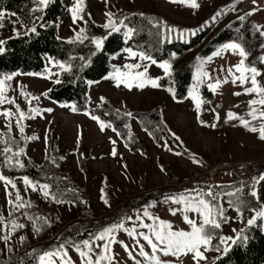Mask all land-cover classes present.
<instances>
[{
    "label": "rangeland",
    "instance_id": "374dc122",
    "mask_svg": "<svg viewBox=\"0 0 264 264\" xmlns=\"http://www.w3.org/2000/svg\"><path fill=\"white\" fill-rule=\"evenodd\" d=\"M226 1L200 0L197 1L200 7L194 9L188 3H173L171 0H84L82 8L88 10L95 21L103 25L108 23L106 13H112V19L119 23L121 16L127 11H145L158 15L161 18L160 21L174 29L191 30L192 27L201 24L216 5ZM75 2L76 0H65L67 5L65 18L58 24V34L61 37H75L83 27L82 20L78 19L75 24L72 20L71 9ZM233 4L236 6L235 10H227L226 14L216 21L214 29H218L236 16L252 12V15L246 16L252 30L259 28L264 31V0H239V2L232 0L230 5ZM5 12L7 13L6 18L15 23L14 31L24 28L16 15H11L12 13L8 11ZM12 33L0 29V39ZM231 42L238 43L234 40L224 42L208 56L201 58L206 59L212 56V53L220 49L222 45ZM251 42L255 45L253 54H261V57H264V47H262L264 36L254 35ZM125 49L112 56V62L115 65L123 66V68L119 69V72L112 71L91 83L89 104L96 105L103 97L126 113L155 110L161 114L167 130L175 134L174 137H179L178 141L183 148L176 144V139L174 140L165 129H161L156 136L149 134L151 133L149 129L143 126L134 115L129 117L125 123L129 125L126 129L128 140L132 143L130 147L112 131V128L107 127L109 122L103 120L106 126L101 131L99 121L93 120L92 116L81 111H73L71 104L57 103L43 96L42 93L51 83L46 75L30 76L27 73L32 72H13L19 75L14 76L11 81L5 82V94L9 98H14L15 104L5 102L0 106V134L8 133L2 138L7 140L10 136L17 140V145L24 148L26 156L37 164H41L45 160L53 162L54 159L55 165L72 175L74 180L84 188L85 199L89 202L90 210L87 213L83 212L71 201L60 197L57 198L63 202L57 203L52 198V192L46 198L39 190L32 191L31 187L26 190L21 179L23 176L9 177L15 181L26 202L24 208L14 210L8 204L4 184L0 181V215L5 218L4 222L0 223V237L4 235L10 237L7 242L0 239V257L3 259L23 248L41 249L50 244L61 243L60 246L63 245V249L49 250L59 251L60 255L46 258L45 264H49V260L52 264H82L81 257L74 245L92 237L63 242L64 236H71L84 227L83 223L98 220L110 212L127 211L124 218L130 216L132 221H126L125 226L131 228L139 224V221L136 220L137 213L142 214L143 209L147 208L154 217L169 222L173 226V230L191 231L179 211L176 215H172L170 212L171 208L179 209L183 205L174 204L166 198L177 197L181 193H185V191H181L182 189L198 187L204 182L213 184L217 191L234 192L236 188L223 191L216 186L231 181L230 173H235L238 176L242 163L250 164L254 181L249 183L247 179H240L239 187L244 188V195L241 198L245 205L241 208L240 213L236 211L235 207L228 204L229 197H223L221 203L228 220L222 223L218 235L231 236L235 239L238 229L246 226L247 220L252 218L264 205V180L255 183L261 175H264V140L260 139L259 131L249 130V127L259 129L260 124L264 123V118L253 119L248 114L251 108H256L258 115L259 111H264V105L249 106V101L259 100L261 96L257 93H245V88L252 87V84L250 79L243 84L239 80L242 71H237L235 66L244 58L238 54V50L234 52L232 49H228L220 56H212V60L204 65V70L210 74L211 79L203 77L201 85L208 86L215 83V78L223 80L225 76L228 77V82L221 83L215 89H211L213 97L204 100L198 110L196 100L189 95V92L184 99H174L173 94L168 91L169 88L173 89L172 81H159L161 76H165L164 70L158 66L163 61H157V64H151L150 61L141 62L139 57L130 58V54ZM133 51L138 52V50ZM196 52L197 49L191 50L183 58L186 59ZM44 60L48 69H59L58 66L53 67L49 63L48 56H44ZM137 62L150 65L144 77L136 76V73L143 71V68L128 69L124 67L125 64ZM229 68L232 69L231 75L227 73ZM247 68L249 67L246 65L242 66V69ZM195 73L196 65L193 77ZM4 75L7 74L0 75V78H3ZM243 75L250 77L251 73L243 71ZM259 76L263 79L264 86V70L260 71ZM106 77L110 78L106 79ZM148 78L157 80L158 86L153 87L148 83ZM118 79L124 81L119 86H117ZM233 79H236V83H232ZM141 82L144 84L143 87L139 86ZM194 82L192 78L190 89ZM126 84L132 86L127 87ZM257 86H259L258 81ZM22 90L24 93L39 97V100H31V104H29L30 97L26 99L21 95ZM235 93L241 94L235 95ZM195 94L198 99L202 100L200 87ZM16 104L19 105L21 111L26 113L30 107H39L41 110L52 109L51 112L42 111L35 118H26L21 121L24 126V136L36 137V139L25 141L21 137L16 125V118L19 115L16 111ZM2 111H9L15 115L5 117ZM229 112L243 117L249 122V127L242 124L239 119H228ZM28 115L32 114L28 113ZM217 117L219 118L217 119ZM201 121L205 123L202 124ZM9 123H11L10 132ZM213 124L215 127L211 126ZM129 133L131 138H129ZM113 140L116 141L115 145L112 144ZM135 140H139V143L136 141L138 145L134 144ZM165 142H167L166 146ZM113 147L116 149V156L111 154ZM169 148L171 150H168ZM13 150L18 149L15 147ZM177 152L182 154L176 155ZM193 155L198 162H193ZM60 157H64V159L61 160ZM254 183L258 193L257 198L261 201L250 195ZM162 189L170 192L174 190L175 193L159 198L153 197L157 191ZM197 189H205V187ZM8 191L13 193L14 198L16 190L9 186ZM105 200L108 201L107 204L104 202ZM28 204L31 206L28 207ZM128 205L130 207H126ZM189 216L194 217L196 214L189 213ZM28 217H32V220H29ZM13 220L23 223L25 227L13 229L11 224ZM121 220H116L113 223ZM144 222L151 224L152 220L144 217ZM36 228H39L40 231L37 232ZM261 228L264 230V219ZM138 231L147 232V229L138 228ZM61 235H63L62 240ZM115 235L117 240L123 241L129 246L130 251L135 250L133 255L141 260L142 264H148L143 257L138 255L139 247L131 236L122 230ZM21 237L24 239L21 240ZM138 239L141 244L145 245V251L151 254V248L146 245V242L142 238L138 237ZM217 242L216 238L212 241L213 244ZM231 244L229 241L228 245ZM200 250L206 259L199 260V264H208L216 255L223 252L205 251L203 248ZM64 252L67 253L66 256ZM96 252L114 257L112 260L101 261V264H134V261L129 259L124 247L119 243L110 244L107 252L102 248L96 249ZM193 257V253L181 255L179 258L161 255V259L167 261V264H197ZM92 258L95 260L96 256L93 255ZM38 264H40L39 260Z\"/></svg>",
    "mask_w": 264,
    "mask_h": 264
},
{
    "label": "trees",
    "instance_id": "16d2710c",
    "mask_svg": "<svg viewBox=\"0 0 264 264\" xmlns=\"http://www.w3.org/2000/svg\"><path fill=\"white\" fill-rule=\"evenodd\" d=\"M231 1L227 0L216 5L206 19L201 24L192 27L191 30L200 28L221 9L224 10V13L217 20L224 16ZM0 10L15 13L24 26L22 30L14 31L15 23L5 17L4 27L0 29L13 33L2 38L6 43L4 45L5 52L0 54V75L13 72H32L41 73L48 77L50 73L46 71L44 56L54 58V60L62 63H71L73 65L72 72H62L60 69L51 70L53 73H60L61 83H55L57 77L52 76L49 79L51 83L45 89L48 92L47 97L57 103L71 104L72 109L75 106V111H81L90 116L95 115L100 120L109 122L113 128L121 133L120 137L130 147L132 143L128 140V132L125 127V123L129 119L125 115L126 112L116 108L106 98L96 105L89 104L91 84L88 82L97 81L112 71L122 69L123 66L115 65L112 62V56L120 50L131 47L133 50L146 51L156 61L169 60L172 65L171 75L161 76L159 81L171 80L177 99H184L188 95L197 61L196 57L208 56L224 42L234 40L240 43L247 53L246 58H244V65L247 67L255 66L259 72L264 70V62L260 60L261 54H253L255 45L251 42L254 35L262 36L259 31L252 30L248 19L245 18L241 21L238 16L230 19L218 29H214L216 22H209L202 31L197 32L195 35L186 32L181 38L178 33H173L171 34V42H168L163 27L154 26L161 22V18L156 14L145 11H127L120 18V21L123 20L127 27H122L120 32H112L111 35H108L110 29H106L103 24L95 21L88 10L85 9L79 15L83 16L82 28L85 29L83 35H86L88 39L81 43L79 41L71 42L75 40L76 36L66 38L58 34V24L64 20L67 10L65 0H51L47 7L39 6L36 0H0ZM37 17H40V19H37ZM33 26H36L37 31L35 33L28 32L27 30ZM128 28L134 30L131 38H127L124 34ZM16 32H19L20 35L17 36ZM26 32L27 34H25ZM157 33H160V35ZM105 36H107V39L104 40L102 49L97 50L91 40ZM194 49H197L196 54H191L186 59L183 58L185 54ZM93 53L95 54L93 55ZM173 54H175L174 59ZM80 57H84L85 60H81ZM87 60H90V63L82 67ZM256 78L258 85L263 86V79L260 76ZM200 96L203 103L204 100L213 97V92L203 84L200 86ZM132 114L154 136L159 134L161 129L168 131L161 114L155 110L134 111ZM168 133L175 140L172 133L170 131ZM11 139L15 141L14 144H11L15 148L18 144L17 140ZM136 141L139 143V140L134 141V144L138 145ZM176 144L183 148L178 140H176ZM3 147L4 145L0 144V149ZM0 160H2V157H0ZM21 160L25 164L23 169H11L4 166L2 168L3 174L8 177L27 176L32 181L48 183L50 192L57 197L71 201L83 212H89V202L85 199L84 188L74 180L72 175L61 170L50 160L37 164L26 155L22 156ZM230 174L231 181L219 184V186H222L220 188L223 191L238 188L240 179H246L240 173H238L240 178L235 173ZM208 186L215 188L209 182H204L198 187H205L206 189ZM198 187L182 189L181 191L186 192L189 189H197ZM173 191L162 189L157 191L153 197L159 198L163 195L175 193ZM126 212H110L98 220L87 221L83 223L84 227L80 231L73 233L71 236H64V240H62L63 235H61V240L64 242L65 240L93 237L103 227L116 220L123 219ZM240 230L243 231L240 232ZM238 232H240V235L246 236L247 241L231 244L228 253H219L208 264L264 263V230L261 228V220L258 219L255 225L249 226L247 224L239 228ZM60 244H50L41 249L36 247L33 249L23 248L4 259L0 257V264H38L41 254L45 251L59 249Z\"/></svg>",
    "mask_w": 264,
    "mask_h": 264
},
{
    "label": "snow or ice",
    "instance_id": "6c2138e0",
    "mask_svg": "<svg viewBox=\"0 0 264 264\" xmlns=\"http://www.w3.org/2000/svg\"><path fill=\"white\" fill-rule=\"evenodd\" d=\"M51 2V0H36V3L41 7H47V5ZM171 2H181V3H188L190 7L192 8H199L200 5L198 4L197 0H171ZM239 2V0H237ZM84 3V0H76L74 7L71 9L72 13V20L75 24L76 21L83 20V16L79 15L83 11L82 5ZM236 8L235 4L229 6V11H234ZM39 10V9H37ZM224 13V10L221 9L220 11H217L211 18L210 21H206L204 25H201L200 28L194 29V30H177L172 28L171 26L166 25L164 22H158L154 26L156 27H163L165 38L168 39V42H171V34L178 33L179 37H183L186 32L191 33L192 35H195L197 32L202 31L204 27L208 25L209 22L215 23L217 18L221 16ZM252 12H248L245 15L238 16V19L243 21L247 15H252ZM7 13L3 10H0V28L4 27V20ZM11 15H15V13H12ZM112 13H106V16L108 18V23L104 25L106 29H110L108 32V35H111L112 32H120L122 27H127L124 24V21L121 20L119 23L114 21L112 19ZM37 19H40V17H37ZM127 19V18H125ZM43 26V25H41ZM28 32L35 33L37 31L36 26L31 27L27 30ZM133 29L128 28L127 31L124 33L127 38H131L133 35ZM257 31L260 32L261 36H264V31H261L259 28H257ZM85 32L84 28H80L79 32L77 33L75 40L71 42L79 41L83 43L85 39H88L86 35H83ZM27 34V32L25 33ZM160 35V33H157ZM16 35H20L19 32H16ZM107 39V36L103 38H93L91 40V43H93L97 50L102 49L104 40ZM6 41L0 39V54L5 52V45ZM264 47V45H262ZM232 49L234 52L238 50V54L246 58L247 53L245 49L242 47L240 43L231 42V43H225L221 46L220 49L212 53V56H220L224 51ZM126 52L130 54V58H136L139 57V61H150L151 64H157V61L146 51L140 50V51H133L131 47L125 49ZM95 53H93L94 55ZM212 56L208 58H201L199 56L196 57L197 64H196V73L193 77L194 83L189 90V95L192 96L193 99L196 100V107L199 110L202 101L197 98L196 91L200 87V85L203 83V77H208L211 79L210 74L204 70V65L212 60ZM175 58V54H173V59ZM81 60H85L84 57H80ZM260 60L264 62V57H261ZM49 63L53 65V67L58 66L59 69L62 72H72L73 65L68 62H60L54 60V58H49ZM87 63H90V60L85 61V63L82 65L87 66ZM244 65V59H241L239 64L236 65L237 71H242V75L239 77V80L243 84L245 81L250 79V82L252 84V87L245 88V93L252 94L257 93L261 96L259 100L253 99L249 101V106L252 105H264V86H257V79L256 77L260 75V72L257 70L255 66H251L247 69H242V66ZM149 64H143L140 62L133 63V64H125L124 67L128 69H141L143 68V71L137 72V77H144L148 71ZM160 68L164 70L165 75H171V63L169 60H164L162 63H159L158 65ZM46 71L50 73V75L47 77L51 79L52 76H56L55 83L59 84L61 83V80L59 79L60 73H53L50 69L46 67ZM119 72V69L116 70ZM243 71H247L251 73V76H245L243 75ZM228 75L232 74V69H227ZM19 75L18 73H10L7 75H4L3 78H0V106L4 105L5 102L9 104H15L14 98H9L5 94V82L11 81L14 76ZM27 75H42L41 73H27ZM123 75V74H122ZM110 78V77H106ZM121 82H124L120 79L117 80V86ZM228 77L225 76L223 80L220 78H215V83L209 84L208 87L210 89H215L218 87L221 83H227ZM89 84L93 83L92 81L88 82ZM148 83H150L153 87H157V80L148 78ZM232 83H236V79L232 80ZM127 87H131V84H126ZM140 87H143L144 84L141 82L139 84ZM169 92L173 94V98L175 99V92L172 88L168 89ZM241 93H235V95H240ZM21 95L25 96L26 99H28V103L31 104V100H39V97L32 96L30 93H24L23 90L21 91ZM43 96L47 97L48 92L45 91L42 93ZM104 98L101 97V100ZM64 106V105H62ZM75 106H73V111H75ZM16 111L19 113V115L16 118V125L19 128V132L21 134V137L27 141L30 139H36V137H26L24 136V126L21 123L24 119H31L35 118L36 115H40L41 112H51V108H45L41 110L39 107H30L28 109V113H31L32 115H28L25 111H21L18 104H16ZM258 110L256 108H251V111L248 113L253 119L258 118H264V111H259V114L257 115ZM2 114L5 117H8L10 115H15V113H11L9 111H2ZM126 116L132 117L131 112L125 113ZM228 119H239L242 124H244L246 127H249V122L244 120L243 117H238L234 113L229 112L227 114ZM93 120H98L100 123V129L103 131L105 129V123L104 121L100 120L99 117L92 115L91 117ZM219 117H217L218 119ZM201 123H205L204 121H201ZM212 127H215V124L211 125ZM108 128H112V131L116 133L117 136H120L121 133L117 131L115 128L112 127L111 124L107 125ZM125 127H129V125L125 124ZM9 132L11 131V123L8 124ZM249 130L252 132L259 131V137L261 140H264V123H261L259 126V129L256 127H249ZM151 134V133H149ZM8 135V133L0 134V144H4L5 146L0 149V157H2V160H0V181L3 182L5 187V192L8 197V204L13 207L14 210L21 209L26 206V202L24 201L23 197L20 194V190L17 188V184L15 181L8 176L3 174L2 168L4 166H7L8 168L15 169L20 168L23 169L25 167V164L21 160V157L26 155L25 150L23 147H19L17 145L18 150H13V147H11V144H14L15 141L11 139L9 136L7 140L3 139L2 136ZM173 136L175 134H172ZM129 138H131V134L129 133ZM176 140H179V137H175ZM112 144L115 145L116 141L113 140ZM167 145V142H165V146ZM127 146V145H126ZM168 150H171L170 148ZM113 156L117 155L115 147L112 149ZM182 153L177 152L176 155H181ZM60 159H64V157H60ZM193 162H198L195 159V156L192 157ZM53 163H55V160L53 159ZM163 170V169H162ZM23 184L25 185V189L27 190L28 187H31L32 191H41L43 195L47 198L50 195V185L48 183H39L34 182L29 179L27 176H23L22 178ZM260 180H264V175H261L255 183H259ZM255 183L252 186V191L250 192V195L254 198L258 197V193L256 191ZM9 186L11 189H15V194L13 198V193L8 191ZM217 188H220L222 186H216ZM52 198L56 200L57 203H61L60 199L57 198V196L52 193ZM244 195V188L238 187L234 192H221L217 191L216 188H213L212 186H208L207 190L205 189H192L188 190L185 193H181L177 197H168L166 199H170L174 204L177 205H183L182 208H171L170 212L172 215H176L177 211H179L182 216L185 223H187L191 231H184V230H173V226L164 220H161L159 217H154L147 208L143 209L142 214L137 213L136 220L139 221V224L135 227H126V221H132V217L128 216L122 219L121 221L117 223H113L110 226L104 227L98 234L94 235L91 239L83 240L80 244L74 245L76 251L79 253L81 257L82 264H101V261L103 260H112L114 257H109L106 255H101L100 253L96 252V249L102 248L105 252L108 251L109 245L114 243L121 244L125 251L128 254L129 259L134 261V264H142V261L137 259L135 255H133V251L135 250H129V246L125 244L123 241L116 239V233L119 231H124L129 236H131L137 243L139 247L138 255L140 257H143L144 260L148 262V264H167V261H164L161 259L162 256H175L179 258L181 255H186L187 253H193L194 254V260L197 261V264H199V260L206 259L204 256V253L200 250L203 248L205 251L209 250H215V251H223V253H228L230 250V247L228 245V242L231 241L232 244H236L239 241H247L246 236L240 235V232L243 230H240V232H237L236 238L233 239L231 236H219L218 230L221 228L222 223L227 222L228 218L225 216V209L223 207V204L221 203L223 197H229L228 204L230 206H233L236 208V211L238 213L241 212V208L244 207V201L241 198ZM106 204L108 203L107 200L104 201ZM28 207L31 205L28 204ZM189 213H195L196 216L190 217ZM144 217H147L148 219L152 220V223H145ZM29 220H32V217H28ZM258 219H264V205L261 206V210L257 211L256 214L247 220V224L249 226L255 225L257 223ZM5 218L0 215V223H3ZM135 223V221H133ZM12 228H24L25 225L23 223H17L15 220L11 221ZM35 227V225H33ZM139 229H147V232L145 231H138ZM37 232L40 231L39 228L35 229ZM144 242H146V245L151 248V254L149 252L145 251V245L140 243V239ZM8 235H4L0 237V239H3L5 242L9 240ZM216 238L218 242L216 244H213V239ZM24 238L21 237V240ZM98 242H104V243H98ZM64 246L61 245L60 249H63ZM54 255L59 256L60 252H44L42 255L39 256L40 264H45L46 258H51ZM64 255L66 256L67 253L64 252ZM95 255L96 259L93 260L92 256ZM61 259H63V256H61ZM49 264H52L51 260H49Z\"/></svg>",
    "mask_w": 264,
    "mask_h": 264
},
{
    "label": "built area",
    "instance_id": "2783aa9c",
    "mask_svg": "<svg viewBox=\"0 0 264 264\" xmlns=\"http://www.w3.org/2000/svg\"><path fill=\"white\" fill-rule=\"evenodd\" d=\"M252 168L247 163H242L240 166V175L247 178L248 182L254 181V175Z\"/></svg>",
    "mask_w": 264,
    "mask_h": 264
},
{
    "label": "crops",
    "instance_id": "0c3cea01",
    "mask_svg": "<svg viewBox=\"0 0 264 264\" xmlns=\"http://www.w3.org/2000/svg\"><path fill=\"white\" fill-rule=\"evenodd\" d=\"M256 200H259V201H261V200H260V199H258V198H257ZM260 220H261V223H262L263 219H260Z\"/></svg>",
    "mask_w": 264,
    "mask_h": 264
}]
</instances>
